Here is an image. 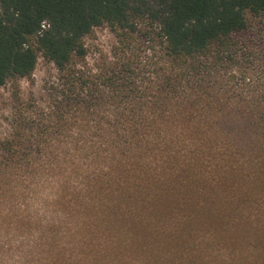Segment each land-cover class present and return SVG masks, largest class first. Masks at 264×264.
<instances>
[{"label":"trees","instance_id":"obj_1","mask_svg":"<svg viewBox=\"0 0 264 264\" xmlns=\"http://www.w3.org/2000/svg\"><path fill=\"white\" fill-rule=\"evenodd\" d=\"M248 15H264V0H0V89L31 77L39 55L61 80L40 119L23 115L19 140L4 139L0 218L37 180L75 194L52 218L31 206L48 217L39 237L14 244L1 227L0 264H264V103L248 99L263 85L233 77L228 93L245 97L221 108L172 96L202 87ZM104 25L161 47L155 77L126 57L85 67V39ZM147 79L162 101L143 100Z\"/></svg>","mask_w":264,"mask_h":264},{"label":"rangeland","instance_id":"obj_2","mask_svg":"<svg viewBox=\"0 0 264 264\" xmlns=\"http://www.w3.org/2000/svg\"><path fill=\"white\" fill-rule=\"evenodd\" d=\"M248 32L241 35L239 38H235L237 45L231 48V52L228 59H221L220 57L213 59V72L205 77L201 85L202 87L194 88L188 91H179L178 94L172 96L175 99L179 97L181 100L200 98L202 101H210L217 104V106L224 107V104L229 101L231 103L238 102V93L229 94L228 86L234 84L233 77L242 79L244 87H253L262 84L264 90V52L261 48L264 46V15L261 17H255L248 15ZM135 41V42H134ZM159 43V40H156ZM134 42V43H133ZM139 43V44H138ZM87 48V59L85 60L86 68L103 69L102 72L111 70L112 68H121V65L117 66L124 58H130L134 62L135 68H148L146 76L150 78L155 77L152 72L156 74L157 68L156 62L159 59L166 57L162 56L161 47L157 44H150L146 39H138L136 35L126 36L123 31L113 30L110 25H104L96 28L85 39ZM135 44V47L133 46ZM138 44V49L136 47ZM107 48V52L104 49ZM161 53V55H160ZM133 57V58H132ZM125 58V59H126ZM91 61V64H89ZM169 63H175L172 60H168ZM185 60L178 61L177 64L184 65ZM155 65V66H153ZM153 66V67H152ZM206 74V73H204ZM156 80L146 81V87L144 91L147 95L143 100L145 102L162 101L164 94L161 91L156 90ZM158 82V81H157ZM194 82L196 79L194 78ZM61 80L57 74L56 67L53 63L45 59L42 55H39L36 70L34 74L25 79H12L3 86L0 91V167L6 164L8 161L4 158V152L7 149L4 143V139L11 136L12 139L18 141L17 134L19 130L15 127L21 117L30 116L34 119H40L41 110L44 107H48L53 103L52 87L60 85ZM251 89V88H250ZM194 90L197 91L194 93ZM155 92L152 95L151 92ZM186 92V93H182ZM264 92V91H263ZM216 93L220 95V101L216 102L214 98ZM259 93V94H258ZM261 92H257L254 95L248 94V99L255 100L264 103V96L260 95ZM129 97V96H128ZM198 97V98H196ZM172 98V97H171ZM120 99L119 95H114L110 99L106 100L107 116L114 108L111 104ZM45 110V109H44ZM194 117V110L191 112ZM42 118V117H41ZM44 118V117H43ZM47 122L51 121L47 119ZM68 132L67 128H61L59 134ZM26 146H32V149L37 148V143L34 141L32 144L26 143ZM24 181L23 176L20 173L12 176V183H20ZM18 182V183H17ZM53 178L37 180L26 184L27 189L19 188L18 191L12 193L10 202L14 203L9 212L1 213V220H9L10 225L0 222L1 227H9L12 229L11 238L12 243L23 241L25 238L31 239L43 235L42 228L44 227L43 220L48 219L47 216L31 217V206L38 211V208L42 207L50 212V217L56 214V210H60L58 207L59 199L63 198L64 204L67 201L74 198L75 194L69 195L64 193V187H55ZM15 186L14 184H12ZM53 185V186H52ZM51 189V192L49 191ZM66 191V190H65ZM59 195L55 197V195ZM35 202V203H34ZM44 206V207H43ZM33 209V210H34ZM67 212V209L65 207ZM69 213V212H68ZM45 214V213H42ZM24 219V224L19 226L18 219ZM52 218V217H51ZM18 228L17 230H15Z\"/></svg>","mask_w":264,"mask_h":264},{"label":"clouds","instance_id":"obj_3","mask_svg":"<svg viewBox=\"0 0 264 264\" xmlns=\"http://www.w3.org/2000/svg\"><path fill=\"white\" fill-rule=\"evenodd\" d=\"M105 52H107V48L104 49ZM89 64H91V61H89ZM2 91V89H0Z\"/></svg>","mask_w":264,"mask_h":264}]
</instances>
